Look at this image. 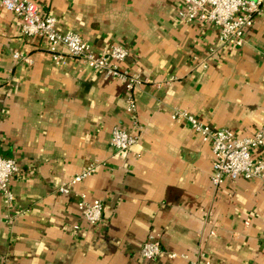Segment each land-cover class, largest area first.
<instances>
[{
  "label": "crops",
  "instance_id": "0c3cea01",
  "mask_svg": "<svg viewBox=\"0 0 264 264\" xmlns=\"http://www.w3.org/2000/svg\"><path fill=\"white\" fill-rule=\"evenodd\" d=\"M36 1L97 53L123 45L122 67L149 81L131 91L70 56L56 64L48 41L25 37L0 7V155L19 168L10 208L0 193V264H264V184L215 186L211 144L172 119L182 109L237 137L263 126L264 6L234 47L214 24L186 22L184 0ZM114 126L138 142L114 150ZM253 157L264 159V145ZM90 164L91 176L59 191ZM80 194L106 205L97 224L78 209ZM151 235L162 248L154 260L140 255Z\"/></svg>",
  "mask_w": 264,
  "mask_h": 264
},
{
  "label": "built area",
  "instance_id": "2783aa9c",
  "mask_svg": "<svg viewBox=\"0 0 264 264\" xmlns=\"http://www.w3.org/2000/svg\"><path fill=\"white\" fill-rule=\"evenodd\" d=\"M184 1L186 3V11L183 14V18L186 22L197 20L214 24L220 29V44L234 47H242L246 44V31L253 25L254 18L262 13L264 6V0ZM0 7L21 20V33L25 37H42L48 41V48L56 64H64L66 55L70 56L101 74L105 79L115 78L122 81L126 88L131 91L149 81L140 74L132 73L122 67L123 62L129 55L127 48L123 45L115 44L109 49L97 53L89 43L82 39L80 34L72 31H59L57 19L52 14L41 16L36 0H0ZM62 49H64V53L61 52ZM14 57L21 62H32L28 56L21 52H15ZM136 105L135 97L129 95L127 98V110L135 112ZM172 119L177 122L187 121L205 142L211 144L215 159L211 181L215 186H220L227 180H235L239 177L248 180H259L264 184V159H255L253 157V152L264 145V124L253 136L237 137L229 129L211 128L182 109H174ZM135 124L138 127L136 122ZM137 142L138 137L136 135L130 134L118 126L113 127L110 144L114 150H127ZM18 171L19 168L14 159L0 155V193L8 208L15 201L11 181ZM94 171V164H90L60 186L59 191L69 193L71 186L88 178ZM77 205L86 221L91 225L100 222L106 211V205L103 200H90L86 194L79 195ZM161 253L162 248L158 235L149 236L140 249L141 257L148 260L156 259ZM178 256L176 253L170 254L171 258ZM181 256L186 257L184 255ZM191 264L216 263L207 260Z\"/></svg>",
  "mask_w": 264,
  "mask_h": 264
},
{
  "label": "rangeland",
  "instance_id": "374dc122",
  "mask_svg": "<svg viewBox=\"0 0 264 264\" xmlns=\"http://www.w3.org/2000/svg\"><path fill=\"white\" fill-rule=\"evenodd\" d=\"M146 79V78H145Z\"/></svg>",
  "mask_w": 264,
  "mask_h": 264
}]
</instances>
